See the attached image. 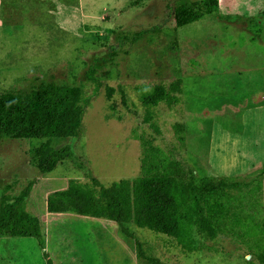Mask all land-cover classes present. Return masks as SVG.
<instances>
[{"label": "rangeland", "instance_id": "rangeland-1", "mask_svg": "<svg viewBox=\"0 0 264 264\" xmlns=\"http://www.w3.org/2000/svg\"><path fill=\"white\" fill-rule=\"evenodd\" d=\"M190 1L0 0V93L53 84L79 87L84 97L81 135L54 141L73 160L51 173L31 164L40 141L0 139V194L34 181L26 210L44 242L0 237V264H152L114 222L46 210L50 193L88 183L79 158L105 186L140 177L143 138L190 171L174 179V235L128 225L144 254L162 264H264V0H218L216 15L176 28L173 9ZM177 81L179 104L142 106L145 89ZM175 125L184 136L176 152ZM221 181L245 186L200 192L217 232L209 240L191 187Z\"/></svg>", "mask_w": 264, "mask_h": 264}, {"label": "trees", "instance_id": "trees-1", "mask_svg": "<svg viewBox=\"0 0 264 264\" xmlns=\"http://www.w3.org/2000/svg\"><path fill=\"white\" fill-rule=\"evenodd\" d=\"M218 0L181 2L173 9L176 28L216 15ZM92 80V75L89 74ZM140 101L147 110L160 104L168 106L180 103V82L169 89L155 85L145 89ZM114 90L107 88V99ZM122 102L127 98L120 90ZM84 97L79 87L40 85L30 90L0 93V139L36 140L40 144L32 151L31 164L40 176L51 173L63 161L73 160L69 146L57 148L54 141L78 138L83 129ZM148 111V112H149ZM150 115L144 121L149 122ZM153 131L159 134L156 127ZM179 144L171 150L184 148L183 128L175 125ZM143 155L141 176L132 180H119L103 185L86 167L82 158L74 161L84 171L87 184L70 181L65 189L54 191L46 198V210L50 214H74L77 216L105 219L114 222L121 234L135 242L138 256L152 264H162L144 254L141 243L134 238L128 225L136 223L165 235H174L177 229V192L174 179L188 176L189 169L182 159L163 157L153 145V140L141 139ZM34 186L30 180L16 190L6 185L0 194V237L34 239L43 248L42 228L39 220L26 210V203ZM244 184L221 181L213 185L191 187L198 228L205 237L213 240L217 232L209 224L200 208V192H216L220 189L238 190ZM46 257V255H45ZM50 264V260H47Z\"/></svg>", "mask_w": 264, "mask_h": 264}, {"label": "crops", "instance_id": "crops-1", "mask_svg": "<svg viewBox=\"0 0 264 264\" xmlns=\"http://www.w3.org/2000/svg\"><path fill=\"white\" fill-rule=\"evenodd\" d=\"M262 75L264 76V71H263V74Z\"/></svg>", "mask_w": 264, "mask_h": 264}]
</instances>
